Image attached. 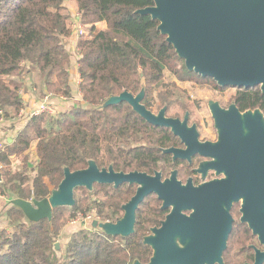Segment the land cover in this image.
Here are the masks:
<instances>
[{
  "label": "trees",
  "instance_id": "trees-1",
  "mask_svg": "<svg viewBox=\"0 0 264 264\" xmlns=\"http://www.w3.org/2000/svg\"><path fill=\"white\" fill-rule=\"evenodd\" d=\"M67 2L74 3L77 15ZM154 0H4L0 2V132L16 131L12 141L0 138V192L11 199H43L57 189L65 168H87L94 161L99 168L112 166L118 172L153 174L163 169L169 175L174 163L164 149L178 146L171 129L149 123L126 101L105 106L112 96L145 91L143 104L163 87L169 71L181 81L210 83L225 88L211 77L189 70L167 35L158 29L160 21L137 10L154 5ZM90 28L92 37H79L75 55L79 73L81 104L68 111L43 112L23 128L10 125L24 107L22 94L38 92L42 100L74 98L71 69L73 53L68 49L74 35L75 17ZM107 27L97 30V24ZM160 93L163 106L171 108L176 83ZM234 103L242 111L264 113V92L260 86L237 88ZM16 126V127H15ZM5 131V130H4ZM34 151L36 160H30ZM19 160V167L15 161ZM176 164V165H174ZM137 184L95 183L92 189H75V204L53 209L51 220L31 221L10 202L6 224L0 227V264H135L148 263L153 256L144 238L160 226L169 210L156 194H150L136 211L135 231L128 235L94 232L81 227L63 249L55 250L69 219L79 211L97 208L104 220L124 216L123 205L136 193ZM257 237L248 224H235L224 252V264L254 261Z\"/></svg>",
  "mask_w": 264,
  "mask_h": 264
},
{
  "label": "water",
  "instance_id": "water-1",
  "mask_svg": "<svg viewBox=\"0 0 264 264\" xmlns=\"http://www.w3.org/2000/svg\"><path fill=\"white\" fill-rule=\"evenodd\" d=\"M4 1V0H0ZM137 10L158 19V29L167 35L189 70L213 78L221 87L253 88L264 92V0H154ZM145 91H124L110 97L105 106L128 102L149 123L171 129L185 148L170 147L174 159L192 160L199 154L210 158L198 169L205 177L213 169L223 177L198 185L189 178L183 183L173 171L162 179L160 172H118L112 166L99 168L94 161L84 169L64 170V178L43 199L14 198L31 221L51 220L53 209L75 204V189H92L95 183L137 184L136 193L123 205L124 216L115 223L94 220V228L107 234L128 236L135 231L136 211L150 194L170 212L160 227L144 238L153 256L148 263L135 264H224L223 255L234 228L231 214L241 202V222L248 224L261 247L253 245L254 261L264 264V113L242 112L235 103L228 108L211 102L218 141H200L196 125L188 118L169 117L167 107L155 114L145 104ZM11 142L12 139H9ZM2 181L0 168V182ZM189 212V213H188ZM60 252V242L55 243Z\"/></svg>",
  "mask_w": 264,
  "mask_h": 264
},
{
  "label": "rangeland",
  "instance_id": "rangeland-1",
  "mask_svg": "<svg viewBox=\"0 0 264 264\" xmlns=\"http://www.w3.org/2000/svg\"><path fill=\"white\" fill-rule=\"evenodd\" d=\"M71 5V4H70ZM76 15V14H74ZM73 52V50H72ZM74 51L73 58H76ZM164 85L163 87H158L152 93L150 97L152 101L151 110L158 114L159 111L165 107L161 104L160 101V93L165 90L167 87L173 83H176L177 90H175L176 94L173 98L176 104L171 105V108L167 106V115L171 117H178L181 119L188 118L189 123L196 125L199 129L201 134V139L203 140H211L214 141L218 137V129L215 126V119L213 117L212 111L210 109L211 102H218L222 107L228 108L231 104L234 103V98L238 92L236 87H225L223 89L216 88L214 85L210 83H198L194 81H181L175 75L171 74L169 71L165 73L164 78ZM30 94L36 98L40 99L37 95L38 92L34 93V91L30 92ZM65 104L61 107H58V112L60 111H68L71 107L77 104H81V100L79 99H67L65 100ZM57 106V105H56ZM21 123L19 119L15 121H11L10 125H16V129L20 128ZM5 131L2 130L0 132L1 141L4 142L5 138L13 139L16 131L10 129L7 131L8 127H4ZM30 160L34 162L36 160V154L34 151L30 153ZM15 166L19 167V160H14ZM1 168V175L3 173L2 167ZM183 169L180 171L182 172L181 178L186 179L190 171L188 168H181ZM3 176V175H2ZM10 195H5L0 192V227L6 224V217L5 211L6 207L9 206L11 202ZM74 218V217H73ZM72 219V218H71ZM66 223L65 227L62 229L60 234V245L61 250L63 249L66 240L70 238V236L77 230L81 229L82 225H72L70 224V220ZM64 230H68V233H64Z\"/></svg>",
  "mask_w": 264,
  "mask_h": 264
},
{
  "label": "built area",
  "instance_id": "built-area-1",
  "mask_svg": "<svg viewBox=\"0 0 264 264\" xmlns=\"http://www.w3.org/2000/svg\"><path fill=\"white\" fill-rule=\"evenodd\" d=\"M74 21V34L77 38L84 37L86 39L92 37L93 32L90 28L84 26L80 21L79 17H75ZM24 96V94H22ZM65 99V98H64ZM58 111L56 104L54 103L53 98L50 95H46L39 103L28 104L27 100L24 99V107L21 109L19 114L16 117V120L19 119L20 122L26 123L32 117L39 115L43 112L55 113ZM4 143H0V146ZM94 220L100 221V216L98 214L97 208H90L84 211H79L77 215L70 220V224L78 225L81 224L82 227L87 228L94 232L95 228L92 225Z\"/></svg>",
  "mask_w": 264,
  "mask_h": 264
},
{
  "label": "flooded vegetation",
  "instance_id": "flooded-vegetation-1",
  "mask_svg": "<svg viewBox=\"0 0 264 264\" xmlns=\"http://www.w3.org/2000/svg\"><path fill=\"white\" fill-rule=\"evenodd\" d=\"M167 115V113H166ZM168 116V115H167ZM171 117V116H169ZM174 118H178V117H174ZM181 119V118H180ZM181 120H184V119H181ZM188 124L189 126H192L193 124H190L189 123V120H188ZM197 127V126H196ZM197 130L199 132V129L197 127ZM175 135V134H174ZM177 136V135H175ZM178 137V136H177ZM218 137H219V134H218ZM218 137L216 140L212 141V142H216L218 141ZM179 138V137H178ZM180 139V138H179ZM199 139L200 141H211V140H203L201 139V134L199 132ZM180 142H181V139H180ZM171 147H177V148H185V145L181 142L178 146H171ZM170 148V147H168ZM167 149V148H165ZM164 149V150H165ZM165 152V151H164ZM167 153V152H165ZM168 154H171L172 155V160L174 163L176 162H180V166L179 167H173V169L171 170V172L169 173V175H165L164 172H163V169H160V170H156L153 174H150V175H155L156 172H160L161 175H162V179L165 180L166 178H169L172 174V172L175 170L177 171V175H178V178L183 182V183H186L188 181L189 178H192L193 179V182L194 184L198 185L204 181H209V180H212V179H215V178H219V177H223L224 175L223 174H217L215 170L213 169H209L207 171V174L206 176L204 177L203 176V173L200 172L198 169L200 168L201 164L205 161H208L210 158L208 157H204V156H201L199 154H195L192 156V160L191 161H188L186 159H174L173 157V154L172 153H168ZM176 165V164H174ZM188 168V170L190 171V174H188L187 178L184 180L181 178V175H182V172L180 173V171H182L183 169L181 168ZM114 186V185H113ZM115 187V186H114ZM163 204V202H162ZM162 207V206H161ZM240 208H241V202H235L232 206V209H231V214L234 218V226L235 224L237 223L238 220H240L241 218V212H240ZM167 210H169L170 212V208H168ZM98 211V210H97ZM168 212V213H169ZM189 213V212H188ZM99 214V213H98ZM100 216V215H99ZM167 216V215H166ZM166 218V217H165ZM120 220V219H119ZM118 221V220H117ZM117 221H111V220H104L103 218L100 217V222H112V223H115ZM241 221V220H240ZM162 224V223H161ZM161 226V225H160ZM160 226H157V227H160Z\"/></svg>",
  "mask_w": 264,
  "mask_h": 264
},
{
  "label": "crops",
  "instance_id": "crops-1",
  "mask_svg": "<svg viewBox=\"0 0 264 264\" xmlns=\"http://www.w3.org/2000/svg\"><path fill=\"white\" fill-rule=\"evenodd\" d=\"M67 6L71 9L72 14H76L77 15V12L78 11L76 10V7H75V4L74 3L67 2ZM106 27H107V23L106 22H100L99 24H97V30H102V29H104ZM77 40H78V38L76 37L75 34L69 40L68 49L70 50V52H72V50H73V52L76 51ZM73 62H74V65H73V67L71 69V75H72L71 76V79H72V85H73V90L75 92V95H74V98H72V99H79V100H81V96L78 93L79 73H78V65H77V56H76L75 59L73 58ZM23 98L25 100H27V103L28 104H31V105L34 104V103H39L41 101L40 99L34 98L30 94V92L25 93L24 96H23ZM53 100H54V103L57 105V108L58 107H61L63 104H65V102H67V101H65L67 99H63V98H53ZM25 124L26 123H21L20 128H23ZM66 232L68 233V230H64V233H66ZM68 239L66 241H68Z\"/></svg>",
  "mask_w": 264,
  "mask_h": 264
}]
</instances>
